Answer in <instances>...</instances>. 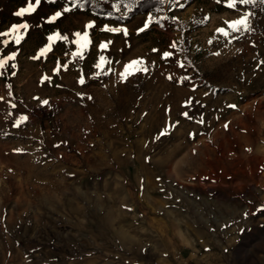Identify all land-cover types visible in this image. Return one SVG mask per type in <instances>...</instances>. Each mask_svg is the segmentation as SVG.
I'll use <instances>...</instances> for the list:
<instances>
[{
    "label": "rangeland",
    "instance_id": "rangeland-1",
    "mask_svg": "<svg viewBox=\"0 0 264 264\" xmlns=\"http://www.w3.org/2000/svg\"><path fill=\"white\" fill-rule=\"evenodd\" d=\"M162 2L117 20L0 0V32L32 25L0 36L16 54L0 69V264H264V3ZM246 12L252 30L232 32ZM138 58L148 70L122 79Z\"/></svg>",
    "mask_w": 264,
    "mask_h": 264
},
{
    "label": "snow or ice",
    "instance_id": "snow-or-ice-1",
    "mask_svg": "<svg viewBox=\"0 0 264 264\" xmlns=\"http://www.w3.org/2000/svg\"><path fill=\"white\" fill-rule=\"evenodd\" d=\"M48 3H55L56 0H47ZM217 2L219 3L220 0H217ZM261 3H264V0H260ZM73 6H79V7H83V3H79L77 4V0H72ZM257 3V0H227V6L229 8H236L237 4H241V5H254ZM41 4V0H35V3L32 2V0H28L27 6L25 7H21L18 11H16L14 13V15L16 17H24L26 14H32L34 12H36L37 7L40 6ZM116 10L119 11V5H116ZM72 9L71 8H65L63 10V12H71ZM63 15L62 12L57 11L55 12L54 15H52L49 18V22L52 21H56L58 18H60ZM109 15H111V13H109ZM252 15V13H248L246 12L242 17H240L237 20L234 21H230L228 22L229 28L231 29L232 32H240L242 29L243 31H251V24H250V20L249 17ZM207 19V18H205ZM153 18L151 16L148 17V21L145 23L144 28L138 29L139 32H143L150 23H152ZM32 27V25H30L27 21L22 22V23H18V24H13L11 26V28L8 31L5 32H0V36H5V37H11L12 38V42H14L15 44L19 45L21 43V41L24 39V34H21L20 30H24V33L27 32L28 29H30ZM87 28L91 29L94 27V23L90 22L87 26ZM104 31H109V32H122L124 33V35H128V31L125 28H111L108 26H105V28L103 29ZM220 33H223L225 36L230 35V32L224 28H220L217 30ZM77 39L75 41H73L76 45H78L77 51L73 53V56H83V50L86 49L90 44H91V39L89 37V33L85 32L83 34H81L80 32H76L74 34ZM54 39H60V40H64L67 41L68 37L67 36H62L59 32H57L54 36H49L48 40L51 42ZM9 40L5 39L3 41L4 45H8L9 44ZM111 43L109 42H102L100 44V49L104 50L108 47V44ZM173 48L176 47V44L173 43L172 45ZM51 50V44H49L48 46H46L44 49L40 50V55L43 56L46 52ZM153 51H157L156 49H154ZM15 53H13L12 55L6 56L4 58H0V69H4V67L7 65V63L11 60L15 59ZM173 53L171 52H164L163 53V57L164 58H168L170 56H172ZM38 57H34V59H36ZM106 63H111V61L107 60V58L105 56H100L99 57V62L95 65L97 68H103L104 64ZM144 60L142 58H138L136 60L130 61L127 65H125L124 67V72L121 73V78L122 79H127V77L129 75L134 74L136 71H147L148 69L146 67H143L144 65ZM264 63V62H262ZM181 67H183V63H181L180 65ZM65 70H67V64L64 65ZM54 71H56L57 73L60 71V68L57 67ZM112 70L109 69V72H111ZM0 74H2V72H0ZM97 75H99V73H97ZM172 77H169V79H171ZM45 80H50L51 77H44ZM186 79V78H185ZM79 83L84 84L85 80L83 79V77H81V79L79 80ZM90 98V97H89ZM0 99H3L2 97H0ZM39 99V98H36ZM42 103L44 105H47L49 103V101L44 100L42 101ZM186 103H191V101H188ZM13 107H15V105H12ZM230 107L235 108L236 105H230ZM183 115L185 117L188 116V114L185 112L183 113ZM190 118V117H189ZM28 117L27 116H21L19 118V120H17L16 124L14 126L19 127V125L25 121H27ZM200 123H203V119H201L199 121ZM178 123V122H177ZM170 127H175V125H170ZM225 127H227V125H225ZM169 134V129L165 128L164 130H162L160 132V134L156 137V139H159L161 136H166ZM193 135L194 134H191ZM261 210H264V207H262ZM245 216H247V213H245ZM241 231H243V229H241Z\"/></svg>",
    "mask_w": 264,
    "mask_h": 264
},
{
    "label": "trees",
    "instance_id": "trees-1",
    "mask_svg": "<svg viewBox=\"0 0 264 264\" xmlns=\"http://www.w3.org/2000/svg\"><path fill=\"white\" fill-rule=\"evenodd\" d=\"M122 3L130 4V9L126 16L120 15L114 9L113 0H77V4L83 3V9L91 11L95 15L103 18H115L124 20L134 15L160 8L163 4L162 0H118ZM111 13V15H109Z\"/></svg>",
    "mask_w": 264,
    "mask_h": 264
}]
</instances>
